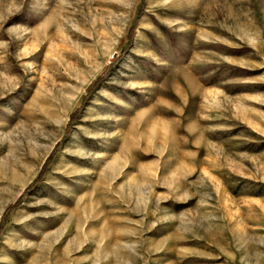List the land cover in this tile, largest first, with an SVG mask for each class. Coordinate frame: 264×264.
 I'll list each match as a JSON object with an SVG mask.
<instances>
[{"label":"rangeland","instance_id":"374dc122","mask_svg":"<svg viewBox=\"0 0 264 264\" xmlns=\"http://www.w3.org/2000/svg\"><path fill=\"white\" fill-rule=\"evenodd\" d=\"M0 264H264V0H0Z\"/></svg>","mask_w":264,"mask_h":264},{"label":"bare ground","instance_id":"6f19581e","mask_svg":"<svg viewBox=\"0 0 264 264\" xmlns=\"http://www.w3.org/2000/svg\"><path fill=\"white\" fill-rule=\"evenodd\" d=\"M42 254V253H41ZM45 254H46V252H45ZM68 254V253H67ZM41 257V255H39V254H37V255H34L33 257H32V261L33 262H38V260H39V258ZM44 258V257H43ZM58 260V259H57ZM58 261H56V263H57ZM64 263V262H63Z\"/></svg>","mask_w":264,"mask_h":264}]
</instances>
